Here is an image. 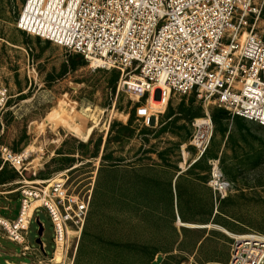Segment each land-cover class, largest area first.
<instances>
[{"label":"rangeland","instance_id":"374dc122","mask_svg":"<svg viewBox=\"0 0 264 264\" xmlns=\"http://www.w3.org/2000/svg\"><path fill=\"white\" fill-rule=\"evenodd\" d=\"M25 1L0 0V89H7L0 102V215L18 217L23 179L2 150L31 148L26 180L68 176L70 192L92 194L72 264H150L158 255L159 264H229L235 236L264 235V125L210 105L213 136L198 154L194 122L207 107L196 92L173 93L146 125L134 114L137 96L119 85L120 70L95 68L17 28ZM256 31L264 34V17ZM38 218L52 257L56 232L45 207L34 213L29 244L39 247ZM179 220L215 227H182ZM3 247L21 248L0 241V264L29 259L4 255Z\"/></svg>","mask_w":264,"mask_h":264},{"label":"built area","instance_id":"2783aa9c","mask_svg":"<svg viewBox=\"0 0 264 264\" xmlns=\"http://www.w3.org/2000/svg\"><path fill=\"white\" fill-rule=\"evenodd\" d=\"M262 17L264 0H26L16 26L84 56L95 68L120 70L119 85L137 96L136 116L146 125L168 105L152 107L158 89L169 99L196 92L207 110L194 122L191 143L203 155L214 131L210 105L264 125V34L256 31ZM6 94L0 89V102ZM2 157L23 178L18 217L0 215V232L21 247L19 257L29 258L20 264H51L59 250L64 261L58 264L74 263L70 250L84 233L92 194L70 192L68 176L28 181V156L4 148ZM39 207L54 222L52 257L43 235L37 250L28 241ZM229 264H264V235L235 237Z\"/></svg>","mask_w":264,"mask_h":264},{"label":"bare ground","instance_id":"6f19581e","mask_svg":"<svg viewBox=\"0 0 264 264\" xmlns=\"http://www.w3.org/2000/svg\"><path fill=\"white\" fill-rule=\"evenodd\" d=\"M168 102H169V98H168V96H166L165 98H161V99H159V100L156 99V98H154V99L151 100V103L153 104V106H154V107L157 106L156 108H159L158 106H161V105H162V106H165ZM30 151H31V148H28V149L25 151V153H23V155L28 156V154L30 153ZM218 174H219V171L216 170V171H215V176L218 177ZM220 185H221L222 187L225 188L223 182H221ZM38 203H39V202H34V203L31 205V208H30V210H29V214L32 213L34 207H35L36 205H38ZM177 224L180 225V226H182V227L200 228V229H202V228L205 229V228H213V227H215V224H214L213 222H212V223H192V222H189V221H182V220H179V221L177 222ZM219 227H220V226H219ZM220 229L223 230V231H225V232H227L228 234H231L230 231H228L226 228L221 227ZM233 237H234V236H233ZM235 237H237V236H235ZM239 238H245V236H241V235H240ZM63 261H64V259H63V257H62L61 250H59V253L57 254V256L55 257L54 261H53L51 264H58V263L63 262Z\"/></svg>","mask_w":264,"mask_h":264},{"label":"crops","instance_id":"0c3cea01","mask_svg":"<svg viewBox=\"0 0 264 264\" xmlns=\"http://www.w3.org/2000/svg\"><path fill=\"white\" fill-rule=\"evenodd\" d=\"M24 5V4H23ZM180 177H181V174H177L174 178H173V182H175V180L177 179V181L178 180H180ZM1 198V197H0ZM3 198H5V199H9V198H7V197H3ZM9 240L6 236H5V234L3 233V232H0V241H2V240ZM10 241V240H9ZM12 242V241H11ZM1 252L4 254V255H8V256H12V257H18V258H22V257H19L17 254H16V252L17 251H15V252H13L12 250H10V251H7L6 249H5V247H3V250H1ZM25 261V260H24ZM23 262V261H22ZM21 262V263H22ZM6 263L7 264H16L15 262H13V261H10V260H6ZM20 264V263H19Z\"/></svg>","mask_w":264,"mask_h":264},{"label":"water","instance_id":"95a60500","mask_svg":"<svg viewBox=\"0 0 264 264\" xmlns=\"http://www.w3.org/2000/svg\"><path fill=\"white\" fill-rule=\"evenodd\" d=\"M161 90L160 89H158V91H157V93H156V98L159 100V99H161ZM43 232H44V227H43V224L42 223H40V227H39V233H40V236H39V238L37 239V242L38 243H42V240H41V236L43 235Z\"/></svg>","mask_w":264,"mask_h":264},{"label":"trees","instance_id":"16d2710c","mask_svg":"<svg viewBox=\"0 0 264 264\" xmlns=\"http://www.w3.org/2000/svg\"><path fill=\"white\" fill-rule=\"evenodd\" d=\"M134 114L136 115V107H134ZM161 259H162V257L160 255H158V257L156 259H153L150 264H159L158 262Z\"/></svg>","mask_w":264,"mask_h":264}]
</instances>
